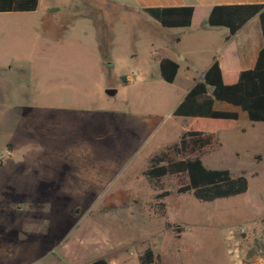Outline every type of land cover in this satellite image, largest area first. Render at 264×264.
Listing matches in <instances>:
<instances>
[{
  "label": "rangeland",
  "instance_id": "1",
  "mask_svg": "<svg viewBox=\"0 0 264 264\" xmlns=\"http://www.w3.org/2000/svg\"><path fill=\"white\" fill-rule=\"evenodd\" d=\"M125 7L38 0L0 12V264H139L148 245L159 264H231L223 237L238 224L244 264H264V122L215 105L239 116L203 162L243 173L245 193L157 198L142 171L193 122L172 111L197 68L163 81L152 20Z\"/></svg>",
  "mask_w": 264,
  "mask_h": 264
},
{
  "label": "trees",
  "instance_id": "2",
  "mask_svg": "<svg viewBox=\"0 0 264 264\" xmlns=\"http://www.w3.org/2000/svg\"><path fill=\"white\" fill-rule=\"evenodd\" d=\"M37 6L38 0H0V12L33 11ZM141 10L166 28L189 26L193 13L192 6L145 7ZM256 14L260 20L263 45L254 66L242 70L235 82L225 83L219 63L214 60L172 111L175 116L191 117L193 122L184 128L177 141L154 154L142 171L148 186L157 192V198L162 199L171 193H190L199 201L211 202L248 190V178L243 173L233 174L227 168H209L204 164L203 156L218 146L215 132L231 128L238 119L237 111L216 109L214 101L239 108L251 122H264V4L215 5L207 16L210 27L228 29L226 39H229ZM102 55H105L104 51ZM177 70L178 63L170 58L164 57L158 62L159 75L165 82H173ZM159 205L164 206V202ZM164 224L177 232L182 231L181 225L168 221ZM261 249L262 245L256 239L249 254ZM157 258L158 254L151 245L138 251L139 264H159ZM88 264H107V261L96 259Z\"/></svg>",
  "mask_w": 264,
  "mask_h": 264
},
{
  "label": "crops",
  "instance_id": "3",
  "mask_svg": "<svg viewBox=\"0 0 264 264\" xmlns=\"http://www.w3.org/2000/svg\"><path fill=\"white\" fill-rule=\"evenodd\" d=\"M113 1H116L123 6L125 5V8L137 11L152 20L153 24L150 26V31L152 33V37L150 38V58L157 66L161 58H170L178 63L177 74L181 71V77L185 79L189 77L188 72L193 70L191 69L192 65H196V74L191 76L192 82L186 89L185 94L192 87L195 81L202 78L203 73L214 60H217L219 63L224 82H235L242 70L251 69L254 66L258 52L263 45L260 20L257 14L246 21L240 29L230 36L229 39H226L228 29L225 27H210L207 24V16L210 9L215 5L264 4V0ZM171 6L193 7L192 19L189 26L166 28L161 26L155 19L148 16L141 10V8L145 7ZM56 8L57 7L53 9ZM46 9L50 10L52 8L47 7ZM12 12L24 14L30 11ZM203 55L205 56V59H200L198 57ZM182 99L183 98H181V100ZM217 102L220 101H214V108ZM226 110H235L238 112L239 116L238 109L230 108ZM156 254L158 253L156 252Z\"/></svg>",
  "mask_w": 264,
  "mask_h": 264
},
{
  "label": "built area",
  "instance_id": "4",
  "mask_svg": "<svg viewBox=\"0 0 264 264\" xmlns=\"http://www.w3.org/2000/svg\"><path fill=\"white\" fill-rule=\"evenodd\" d=\"M244 225H233L227 227L224 234L225 250L230 257L231 264H244V253L242 249L243 239L246 236Z\"/></svg>",
  "mask_w": 264,
  "mask_h": 264
},
{
  "label": "water",
  "instance_id": "5",
  "mask_svg": "<svg viewBox=\"0 0 264 264\" xmlns=\"http://www.w3.org/2000/svg\"><path fill=\"white\" fill-rule=\"evenodd\" d=\"M105 93L108 94V95H114L116 93V89L114 88H107L105 90ZM25 235L21 232H19V239H22Z\"/></svg>",
  "mask_w": 264,
  "mask_h": 264
}]
</instances>
